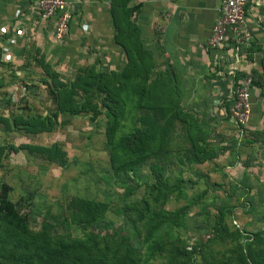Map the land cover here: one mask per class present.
Returning a JSON list of instances; mask_svg holds the SVG:
<instances>
[{
	"label": "rangeland",
	"instance_id": "obj_1",
	"mask_svg": "<svg viewBox=\"0 0 264 264\" xmlns=\"http://www.w3.org/2000/svg\"><path fill=\"white\" fill-rule=\"evenodd\" d=\"M110 1L103 21H72L55 42L50 27L36 35L30 0H0L1 196L29 232L107 246L113 262L248 264L264 241V123L250 110L239 125L220 108L229 97L162 72L136 15L125 36Z\"/></svg>",
	"mask_w": 264,
	"mask_h": 264
},
{
	"label": "crops",
	"instance_id": "obj_2",
	"mask_svg": "<svg viewBox=\"0 0 264 264\" xmlns=\"http://www.w3.org/2000/svg\"><path fill=\"white\" fill-rule=\"evenodd\" d=\"M7 1L10 6H5L6 11L13 10L16 6L25 7L22 0ZM66 1L70 4L69 8L73 14L71 22H76L80 18L85 26L99 17L100 21H103L101 14L108 11L111 3L110 0ZM260 2L264 8V0ZM129 4L139 6L138 13L133 17V29L137 30L142 42L145 39L146 45H152L155 64L159 69L162 72L167 69L173 74L175 72L178 78H183L179 79L181 83L185 81L184 83L188 85L204 86L202 91L204 96L208 97H206L208 101L209 96L216 93L226 99L230 96L232 81L252 72L264 89V12L254 8L246 9V20L253 42L251 48L238 54L232 50H204V43L215 20L219 0H131ZM30 11L33 15L32 10ZM41 23L43 24L37 23L36 35H41L42 28L46 26L50 27L52 35V22ZM2 26L7 27L4 23ZM21 26L17 28L21 30ZM73 27L74 29L72 26L69 27L66 40L73 31H76L75 26ZM17 42V46L11 50L19 53L25 47L24 35L18 37ZM258 90L251 87L249 93V100L252 101L251 120L255 124H262L264 101L256 97ZM254 96L255 101L252 100Z\"/></svg>",
	"mask_w": 264,
	"mask_h": 264
},
{
	"label": "trees",
	"instance_id": "obj_3",
	"mask_svg": "<svg viewBox=\"0 0 264 264\" xmlns=\"http://www.w3.org/2000/svg\"><path fill=\"white\" fill-rule=\"evenodd\" d=\"M117 1L116 8L121 21L130 30L129 18L138 13L128 8L131 0ZM129 24V26L127 25ZM127 29L124 35L127 36ZM137 33V31H136ZM253 82V80H252ZM39 153L49 154L50 149L33 148ZM4 190L0 192V264H132L128 253L113 262L107 258V246L98 247L94 244L76 241L53 239L45 232H29L25 224V215L21 214L11 203L5 200ZM262 247L255 251L248 250L244 257L248 264H264V241ZM127 251L131 249L126 248Z\"/></svg>",
	"mask_w": 264,
	"mask_h": 264
},
{
	"label": "built area",
	"instance_id": "obj_4",
	"mask_svg": "<svg viewBox=\"0 0 264 264\" xmlns=\"http://www.w3.org/2000/svg\"><path fill=\"white\" fill-rule=\"evenodd\" d=\"M260 1L219 0L215 20L204 43V50H232L239 54L251 48L253 38L246 20V9L254 8L264 12ZM69 5L66 0H32L31 10L36 20L52 22V38L55 42H62L68 36L73 15ZM26 19L19 18L18 24ZM1 33H4V28H1ZM13 34L6 45L10 49L17 46V39L22 36L19 29H15ZM251 84L250 74L234 79L229 99L221 108L231 121H236L239 125H243L249 116Z\"/></svg>",
	"mask_w": 264,
	"mask_h": 264
}]
</instances>
